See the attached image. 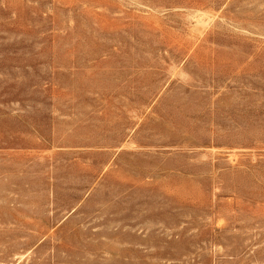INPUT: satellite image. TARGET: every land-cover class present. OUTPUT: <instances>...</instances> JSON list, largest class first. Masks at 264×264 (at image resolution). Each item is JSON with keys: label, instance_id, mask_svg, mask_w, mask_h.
I'll return each instance as SVG.
<instances>
[{"label": "rangeland", "instance_id": "rangeland-1", "mask_svg": "<svg viewBox=\"0 0 264 264\" xmlns=\"http://www.w3.org/2000/svg\"><path fill=\"white\" fill-rule=\"evenodd\" d=\"M0 264H264V0H0Z\"/></svg>", "mask_w": 264, "mask_h": 264}]
</instances>
